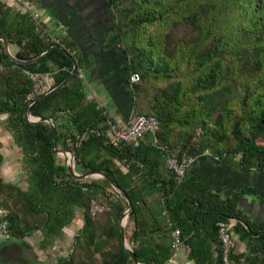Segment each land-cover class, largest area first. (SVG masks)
<instances>
[{
    "label": "trees",
    "instance_id": "16d2710c",
    "mask_svg": "<svg viewBox=\"0 0 264 264\" xmlns=\"http://www.w3.org/2000/svg\"><path fill=\"white\" fill-rule=\"evenodd\" d=\"M106 4L113 13L107 45L121 44L127 56L132 113L159 120L156 133H147L138 147L112 142L108 118L115 120L87 99L76 45L50 40L29 12L0 2V36L16 47L17 59L39 57L18 63L0 40V115L21 149L27 175L24 189L5 182L0 173L7 209L0 221H8L10 234L7 254L24 264H41L23 248H31L24 239L39 231V247L47 249L81 210L84 223L71 253L53 264H135L120 226L127 200L105 178L74 177L54 153L50 124L25 117L29 107L32 116L53 118L56 147L75 151L78 173L103 171L125 190L132 204L126 238L138 262L165 264L173 254L172 232L179 229L195 264H223L219 223L235 219L233 233L246 242V251L239 253L234 245L233 264H264V222L240 210L231 189L214 190L209 180L187 174L178 181L171 170L163 175L168 157L182 161L205 156L206 150L218 159L238 158L242 170H264V0ZM56 43L71 57L52 46ZM74 63L61 87L31 103L33 82L26 71L53 73V88ZM133 73H139L138 82L130 81ZM124 159L127 170L121 167ZM3 161L0 152V166ZM93 199L110 209L92 215Z\"/></svg>",
    "mask_w": 264,
    "mask_h": 264
},
{
    "label": "crops",
    "instance_id": "0c3cea01",
    "mask_svg": "<svg viewBox=\"0 0 264 264\" xmlns=\"http://www.w3.org/2000/svg\"><path fill=\"white\" fill-rule=\"evenodd\" d=\"M0 2L14 10L29 12L40 24L39 31L50 40L73 42L82 58V68L86 72L83 81L87 99L105 108L118 125H127L133 104V97L128 93L127 88V56L121 44L107 45L108 37L112 32L113 13L107 6L106 0H23L21 2L0 0ZM9 49L15 54L16 47L13 44L9 43ZM52 67L55 71V67ZM50 75L54 78L53 73ZM170 173L171 171L166 167L163 175L167 176ZM186 174L209 180L214 190L231 189L230 196L237 207L251 220L264 222V170H242L238 166L236 157L226 156L215 159L205 155L194 158ZM20 187L26 189L27 182L25 187ZM154 196L155 194L151 197ZM83 223L82 212L79 210L74 221L64 229L63 236L54 241L53 247L58 243L69 241L70 238L74 240ZM233 239L235 250L239 253L245 252L246 242L241 241L235 233ZM188 252V246L181 243L173 250L172 256L165 264H195L189 258Z\"/></svg>",
    "mask_w": 264,
    "mask_h": 264
},
{
    "label": "built area",
    "instance_id": "2783aa9c",
    "mask_svg": "<svg viewBox=\"0 0 264 264\" xmlns=\"http://www.w3.org/2000/svg\"><path fill=\"white\" fill-rule=\"evenodd\" d=\"M19 2L23 0H18ZM30 76L33 82V90L29 95V98L33 103L34 98L39 97L48 93L52 89V85L54 83V78L50 75V73H39V72H30L26 71ZM79 77L84 79L83 68L80 67L78 69ZM140 80L139 73H133L130 76V81L132 83L138 82ZM105 114H108L107 111H104ZM109 115V114H108ZM110 116V115H109ZM108 124L110 126L109 136L112 142L115 145L123 144L126 146H134L138 147L141 145L144 137L147 133L155 134L159 127V120L154 115H143V114H131L128 123L126 126H120L116 122L110 120L108 118ZM204 155H211L209 150L204 152ZM213 158L218 159L217 156L211 155ZM194 160V158L183 159L179 161L174 157L167 158V167L171 170L178 181H181L185 178L188 166ZM121 167L123 170H127L129 168L128 162L124 159L121 162ZM110 208L108 205L98 202L93 199L90 204V212L92 215H97L102 212L108 211ZM164 214L166 211L163 212ZM235 219H230L226 221H221L219 223V231L218 237L221 246L222 253V263L223 264H233L231 260V251L235 245L233 239V232L236 225ZM8 221L1 220L0 221V241L9 240L10 234L8 230ZM181 237L179 229L173 231V242L172 248L177 249L181 244Z\"/></svg>",
    "mask_w": 264,
    "mask_h": 264
},
{
    "label": "rangeland",
    "instance_id": "374dc122",
    "mask_svg": "<svg viewBox=\"0 0 264 264\" xmlns=\"http://www.w3.org/2000/svg\"><path fill=\"white\" fill-rule=\"evenodd\" d=\"M83 73H86L85 70H83ZM5 118V115H0V152L4 156V161L0 166V173L5 182L25 187L27 175L22 167L21 149L15 144L11 134L5 129ZM57 155L58 159L65 163L64 156L61 154ZM96 178L98 179L101 177H95L94 179ZM6 213L7 209L5 198L1 196L0 217L4 216ZM41 238L40 232H35L31 236L24 239L25 242H28L31 245V248L23 247L34 260L36 259V261H40L41 264H53L60 258L67 257L72 251L73 240L71 238L69 241L58 243L55 247H53L52 244L47 249L39 247ZM16 255L17 257H21V254L19 253Z\"/></svg>",
    "mask_w": 264,
    "mask_h": 264
},
{
    "label": "water",
    "instance_id": "95a60500",
    "mask_svg": "<svg viewBox=\"0 0 264 264\" xmlns=\"http://www.w3.org/2000/svg\"><path fill=\"white\" fill-rule=\"evenodd\" d=\"M0 40L3 41L4 44V48L6 50V52L10 55V57L15 60L18 63H29V62H34L36 61L39 57L34 58L32 60L29 61H24V60H19L15 57L14 54L11 53L10 49H9V41L5 36H0ZM52 46L58 47L60 48L65 54H67L69 57H71V54L69 53V51L67 49H65L64 47H62L60 44L56 43L53 44ZM50 46L47 51L52 47ZM47 51L43 52L41 54V56L43 54H45ZM76 69V63H74V67L73 70L70 72V74L62 81L60 82L57 86L53 87L48 93L44 94V96H47L48 94L52 93L53 91H55L56 89H58L59 87H61L66 80H68L72 73L75 71ZM38 97L34 98L33 101L37 100ZM25 117L27 118V120L30 123H38V122H48L53 130L54 133V146H53V150L55 154H61L64 156L65 158V164L69 169V172L76 177L77 179H90V178H95V177H101V178H105L107 179L111 185L113 186V188L115 190H117L128 202V206L126 207V209L123 211L122 216L120 218V226H121V230H122V234H123V240H124V244H125V248L131 253V256L135 262V264H141L140 262H138L136 255L133 253L132 249L130 248L128 242L126 241V230H125V221L128 218L129 212L132 209V204L131 201L127 195V193L125 192L124 189H122L119 184H117L110 176H108L105 172L100 171V170H92V171H88L86 173H78L75 169V151L74 150H69V149H60L57 148V141H58V136H57V128L55 126L54 120L51 117H35L32 116L31 114H29V107L26 109L25 111ZM9 243V240H2L0 242V247H2L3 245H6ZM0 264H24L20 261L14 260V259H10L8 255H0Z\"/></svg>",
    "mask_w": 264,
    "mask_h": 264
},
{
    "label": "flooded vegetation",
    "instance_id": "af4514ba",
    "mask_svg": "<svg viewBox=\"0 0 264 264\" xmlns=\"http://www.w3.org/2000/svg\"><path fill=\"white\" fill-rule=\"evenodd\" d=\"M7 245V244H6ZM6 245H3L2 247H0V255H8L9 256V254H7V246ZM9 258H10V256H9ZM10 259H12V258H10Z\"/></svg>",
    "mask_w": 264,
    "mask_h": 264
},
{
    "label": "bare ground",
    "instance_id": "6f19581e",
    "mask_svg": "<svg viewBox=\"0 0 264 264\" xmlns=\"http://www.w3.org/2000/svg\"><path fill=\"white\" fill-rule=\"evenodd\" d=\"M128 219V218H127ZM127 220L125 221V224H126Z\"/></svg>",
    "mask_w": 264,
    "mask_h": 264
}]
</instances>
